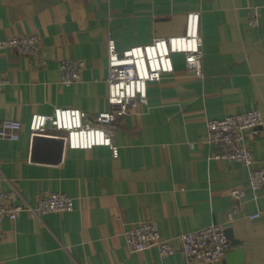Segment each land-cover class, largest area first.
Returning <instances> with one entry per match:
<instances>
[{
    "label": "crops",
    "instance_id": "crops-1",
    "mask_svg": "<svg viewBox=\"0 0 264 264\" xmlns=\"http://www.w3.org/2000/svg\"><path fill=\"white\" fill-rule=\"evenodd\" d=\"M190 12L200 18L203 78L173 55L174 72L148 85L147 103L115 119L118 158L104 147L67 150L57 133L29 137L33 114L77 108L91 119L108 109L107 39L121 52L179 36ZM28 34L38 37L45 67L0 52L7 81L0 122L21 124L17 142L0 140V192L15 191L27 208L64 194L73 210L40 217L24 210L4 221L0 264H198L183 258L179 236L210 225H221L229 240L214 264H264V189L251 195L249 170L215 159L205 140L210 120L255 109L264 124V0H0V38ZM65 60L83 64L69 86L60 83ZM247 147L253 169L264 168V125ZM236 189L246 197L233 215ZM142 221L157 223L175 253L128 251L123 235Z\"/></svg>",
    "mask_w": 264,
    "mask_h": 264
},
{
    "label": "built area",
    "instance_id": "built-area-1",
    "mask_svg": "<svg viewBox=\"0 0 264 264\" xmlns=\"http://www.w3.org/2000/svg\"><path fill=\"white\" fill-rule=\"evenodd\" d=\"M257 13L252 9L248 15L250 26L256 25ZM199 13L190 12L185 16L184 32L179 36L156 38L149 44L130 47L118 52L114 41H106L107 50V95L108 109L93 118L77 108H56L51 115L33 114L28 123L31 139L35 137H53L49 133L60 134L64 147L70 151H90L94 148H108L113 159L118 158L119 149L113 144L116 118L124 117L136 111L137 106L147 103L148 85L158 83L163 76L174 72L173 55H182L186 69L198 79L202 73V38L199 32ZM14 50L22 56H31L45 67L46 61L41 55L39 39L28 34L10 38H0V52ZM83 64L80 61H61L59 64L60 83L69 86L79 79ZM7 81L0 77V92ZM91 120L93 122H91ZM260 113L252 109L243 114L226 117L222 120H210L205 124L206 143L215 149V159L237 162L249 170L248 191L255 196L264 189V168L253 169L254 161L247 141L259 134L263 127ZM21 124L12 120L0 122V140L17 142ZM234 201L233 215L243 207L246 191L236 189L230 193ZM28 210L36 217L49 213H70L73 201L64 194L52 193L40 197L35 208H27L18 203L15 191L0 192V244L3 239L2 224L14 221L18 215ZM255 213L249 217L256 220ZM124 244L128 251L143 252L156 250L160 258L170 256L176 249L170 241L163 238L154 221H142L124 233ZM179 252L188 262L214 264L222 260L229 247L228 237L221 225L183 233L179 236Z\"/></svg>",
    "mask_w": 264,
    "mask_h": 264
},
{
    "label": "water",
    "instance_id": "water-1",
    "mask_svg": "<svg viewBox=\"0 0 264 264\" xmlns=\"http://www.w3.org/2000/svg\"><path fill=\"white\" fill-rule=\"evenodd\" d=\"M35 138H37V137H35Z\"/></svg>",
    "mask_w": 264,
    "mask_h": 264
},
{
    "label": "rangeland",
    "instance_id": "rangeland-1",
    "mask_svg": "<svg viewBox=\"0 0 264 264\" xmlns=\"http://www.w3.org/2000/svg\"><path fill=\"white\" fill-rule=\"evenodd\" d=\"M173 58V57H172Z\"/></svg>",
    "mask_w": 264,
    "mask_h": 264
}]
</instances>
